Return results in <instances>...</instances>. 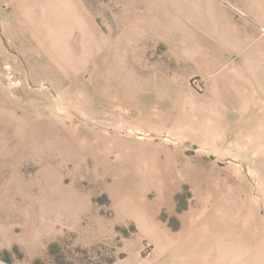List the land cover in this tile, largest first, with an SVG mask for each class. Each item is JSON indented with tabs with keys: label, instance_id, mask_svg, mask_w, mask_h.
<instances>
[{
	"label": "rangeland",
	"instance_id": "obj_1",
	"mask_svg": "<svg viewBox=\"0 0 264 264\" xmlns=\"http://www.w3.org/2000/svg\"><path fill=\"white\" fill-rule=\"evenodd\" d=\"M163 1L0 0V264L145 254L136 208L176 227L194 202L210 98L149 25Z\"/></svg>",
	"mask_w": 264,
	"mask_h": 264
},
{
	"label": "crops",
	"instance_id": "obj_2",
	"mask_svg": "<svg viewBox=\"0 0 264 264\" xmlns=\"http://www.w3.org/2000/svg\"><path fill=\"white\" fill-rule=\"evenodd\" d=\"M144 9L187 75L205 81L210 122L193 125L216 158L207 157L192 205L167 209L176 227L158 221L159 209L136 208L151 248L113 264H264V0H168Z\"/></svg>",
	"mask_w": 264,
	"mask_h": 264
},
{
	"label": "built area",
	"instance_id": "obj_3",
	"mask_svg": "<svg viewBox=\"0 0 264 264\" xmlns=\"http://www.w3.org/2000/svg\"><path fill=\"white\" fill-rule=\"evenodd\" d=\"M192 83L195 87H197L201 91L204 90L205 88V83L201 77H194L192 79ZM146 251H148V248L146 249Z\"/></svg>",
	"mask_w": 264,
	"mask_h": 264
}]
</instances>
